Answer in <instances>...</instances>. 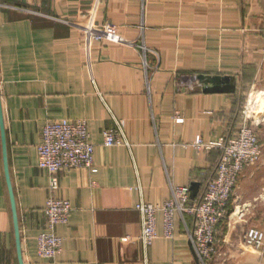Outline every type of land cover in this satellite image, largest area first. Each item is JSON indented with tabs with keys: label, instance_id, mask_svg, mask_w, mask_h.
I'll return each instance as SVG.
<instances>
[{
	"label": "crops",
	"instance_id": "0c3cea01",
	"mask_svg": "<svg viewBox=\"0 0 264 264\" xmlns=\"http://www.w3.org/2000/svg\"><path fill=\"white\" fill-rule=\"evenodd\" d=\"M76 24L109 25L122 41L87 40ZM263 44L264 0H0V104L24 264H200L192 216L176 215L169 239L158 212L147 246L136 205H161L172 185L203 194L221 151L193 141L231 137L243 124L262 156L241 171L209 264H264V247L259 257L242 251L248 226L264 231ZM176 75L224 81L190 92ZM47 119H85L94 144V172L57 173L53 196L72 212L56 227L54 259L36 251L50 196L37 157ZM117 126L125 144L104 145L102 131ZM0 264H18L1 138Z\"/></svg>",
	"mask_w": 264,
	"mask_h": 264
},
{
	"label": "built area",
	"instance_id": "2783aa9c",
	"mask_svg": "<svg viewBox=\"0 0 264 264\" xmlns=\"http://www.w3.org/2000/svg\"><path fill=\"white\" fill-rule=\"evenodd\" d=\"M87 40L108 38L122 41L109 25L91 27L76 24ZM264 65V44L261 48L259 68ZM199 75H176L175 85L178 90L186 91L203 88ZM248 105L244 115L248 116ZM176 121H182L176 115ZM102 141L106 146L124 145L125 141L119 128H106L102 131ZM192 145L196 150L218 149L221 151L214 174L207 183L203 194L192 195L187 185H172L170 197L161 205L141 201L136 209L141 215L139 240L144 245H151L157 237L156 214H162L163 235L172 239L175 229V217L181 219L190 215L194 219L193 228L188 231L195 257L200 264L214 262L218 255V225L226 216L228 204L237 186L239 176L245 166L256 165L262 156L261 146L252 127L241 125L233 136L204 140L196 137ZM38 167L49 175L47 197L43 207L44 226L36 237V251L39 257L54 259L61 251L62 237L57 234L58 224L66 223L71 215L69 200L53 196L58 187L57 173L60 171L85 168L94 172V144L90 139L88 122L85 119H47L40 133L37 144ZM243 252L253 251L258 256L264 247V231L256 226H248L243 232ZM259 257V256H258ZM212 264V263H211Z\"/></svg>",
	"mask_w": 264,
	"mask_h": 264
},
{
	"label": "water",
	"instance_id": "95a60500",
	"mask_svg": "<svg viewBox=\"0 0 264 264\" xmlns=\"http://www.w3.org/2000/svg\"><path fill=\"white\" fill-rule=\"evenodd\" d=\"M198 79L204 85L202 88L203 91H206L210 85L218 84L224 81V77L217 75H199ZM0 138H1V149H2L3 172H4L5 183L8 191L9 201H10L17 260H18V264H24L21 254L20 232H19V225L17 218L16 203H15V198H14V193H13V188H12V183L8 168L6 139H5L4 125H3L1 104H0Z\"/></svg>",
	"mask_w": 264,
	"mask_h": 264
}]
</instances>
